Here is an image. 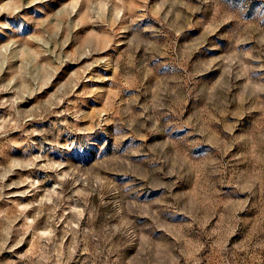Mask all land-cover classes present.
<instances>
[{
    "label": "rangeland",
    "instance_id": "1",
    "mask_svg": "<svg viewBox=\"0 0 264 264\" xmlns=\"http://www.w3.org/2000/svg\"><path fill=\"white\" fill-rule=\"evenodd\" d=\"M0 264H264V0H0Z\"/></svg>",
    "mask_w": 264,
    "mask_h": 264
}]
</instances>
